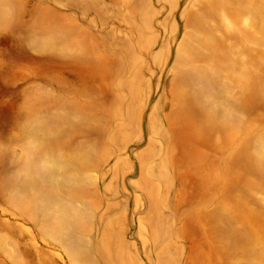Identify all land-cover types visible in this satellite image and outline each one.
<instances>
[{
  "label": "rangeland",
  "instance_id": "1",
  "mask_svg": "<svg viewBox=\"0 0 264 264\" xmlns=\"http://www.w3.org/2000/svg\"><path fill=\"white\" fill-rule=\"evenodd\" d=\"M0 264H264V0H0Z\"/></svg>",
  "mask_w": 264,
  "mask_h": 264
}]
</instances>
